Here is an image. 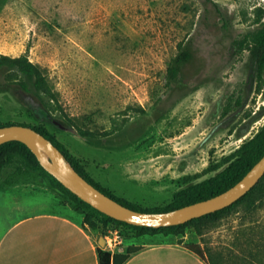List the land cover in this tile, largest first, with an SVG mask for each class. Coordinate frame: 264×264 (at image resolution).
<instances>
[{"label":"rangeland","instance_id":"rangeland-1","mask_svg":"<svg viewBox=\"0 0 264 264\" xmlns=\"http://www.w3.org/2000/svg\"><path fill=\"white\" fill-rule=\"evenodd\" d=\"M263 4L0 0V53L26 54L56 95L49 100L31 83V90L23 89L19 77L12 79V70L0 66V122L40 127L115 195L143 207L167 206L175 191L222 170L225 157L264 124V72L250 77V53L237 43L259 26L255 18ZM187 38L194 59L183 78L166 86V67ZM76 127L96 136L83 137ZM25 161L16 159L0 175V234L13 218L51 211L106 236L110 248V241L128 237L179 241L161 234L137 237L100 222L93 228L46 185L4 184ZM182 240L200 243L218 264H239L258 242L264 261V203H243L202 234L187 229Z\"/></svg>","mask_w":264,"mask_h":264},{"label":"trees","instance_id":"trees-1","mask_svg":"<svg viewBox=\"0 0 264 264\" xmlns=\"http://www.w3.org/2000/svg\"><path fill=\"white\" fill-rule=\"evenodd\" d=\"M255 21L259 23V26L246 33L241 39L237 40L240 48L247 49L251 57V72L250 77L255 75L260 76L264 72V4L259 7ZM178 50L176 54L171 58L169 64L166 67V86L171 83L177 82L180 78L184 77V68L187 64L191 63L195 56V51L192 45L191 38H187L178 42ZM0 66L6 67L12 70L8 76L12 79H18V83L25 90H31L29 84L31 83L32 89L37 94L43 93L49 100L56 99V95L52 90L46 75L41 67L31 61L26 54H20L18 56H12L9 54L0 53ZM238 102V101H237ZM19 123L29 125L36 131L45 135L56 147L60 150L66 161L75 168L81 175H83L88 181L93 183L100 190L107 195L115 198L119 202L131 208L142 211H165L181 207L183 205L193 203L199 200H203L219 194L220 192L228 189L240 180L244 174L257 162L264 154V124L262 127L249 139L244 141L234 152L225 157L226 166L217 172L215 175L207 177L201 181L187 184L184 188L174 192L172 201L169 205L164 207H143L137 205L127 199L119 197L112 193L107 188L101 186L96 180L91 178L84 167L79 164L76 157H74L67 148L61 145L53 136H50L46 131L38 126L30 125L25 122H7L1 123V125ZM73 124V123H72ZM78 133L83 137H95L96 133L91 130L84 129L82 127H76ZM26 160L24 168H19L18 171L6 179L3 183L6 185H13L19 182H35L46 185L53 190L57 191L59 195L73 204V206L85 215V222L93 228L97 227L98 222L109 225L113 228H126L135 232V236H145L161 234L164 237L179 236V241L183 242L182 236L187 232V229H193L198 234H202L204 229L211 223H215L222 218L230 210L237 206L246 203L250 204L259 199L261 204L264 203V174L257 181V183L251 187L245 194L235 200L230 205H227L221 209L213 212L203 214L198 217H194L186 222L164 225V226H146L128 223L124 220L117 219L111 215H108L101 210L97 209L77 194L72 192L69 188L63 185L56 177L49 173L44 167H42L37 160L35 154L31 149L20 140H8L0 144V175L2 171L8 167V165L15 160ZM19 167V166H18ZM145 242V241H143ZM147 242H171L170 240L159 241H147ZM184 245L200 255L206 258L204 250L198 242H183ZM140 245H130L126 248L125 252H111L109 250L100 248L98 249L99 264H123L129 255L138 250ZM264 248V244H263ZM260 246L257 242V246L254 251H249L248 255H242L239 264H264L261 259ZM264 251V249H263ZM246 254V253H245ZM247 258V260L245 259ZM211 264H218L214 257H207ZM254 259V260H253ZM263 261V262H262Z\"/></svg>","mask_w":264,"mask_h":264},{"label":"crops","instance_id":"crops-1","mask_svg":"<svg viewBox=\"0 0 264 264\" xmlns=\"http://www.w3.org/2000/svg\"><path fill=\"white\" fill-rule=\"evenodd\" d=\"M100 236L60 212L22 214L10 220L0 234V264H99V247L125 252L130 245L140 248L123 264H211L206 254L201 257L183 242H138L128 237L110 248L106 238L104 246L99 244Z\"/></svg>","mask_w":264,"mask_h":264},{"label":"water","instance_id":"water-1","mask_svg":"<svg viewBox=\"0 0 264 264\" xmlns=\"http://www.w3.org/2000/svg\"><path fill=\"white\" fill-rule=\"evenodd\" d=\"M13 139L24 142L40 165L79 197L108 215L137 225L158 227L179 224L221 209L245 194L264 174L263 154L240 180L219 194L170 210L142 211L124 205L88 181L65 161L54 143L31 126L19 123L1 125L0 144ZM99 244L105 245L103 235Z\"/></svg>","mask_w":264,"mask_h":264},{"label":"built area","instance_id":"built-area-1","mask_svg":"<svg viewBox=\"0 0 264 264\" xmlns=\"http://www.w3.org/2000/svg\"><path fill=\"white\" fill-rule=\"evenodd\" d=\"M117 237H118V236H117ZM105 238H106V236H105ZM108 239H109V238H108ZM108 239L106 238L107 243H109V240H108ZM121 240H122L121 238H119V239H117V240L115 239V242L112 243V241H110V244H111V245H113V244H114V245H117V244H119V243L121 242Z\"/></svg>","mask_w":264,"mask_h":264}]
</instances>
